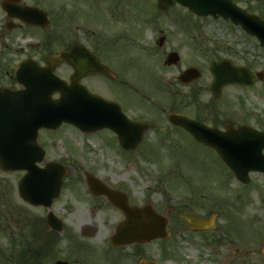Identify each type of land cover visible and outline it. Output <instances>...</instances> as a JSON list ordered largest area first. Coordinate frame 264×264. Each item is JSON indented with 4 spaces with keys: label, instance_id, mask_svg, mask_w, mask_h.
<instances>
[{
    "label": "rangeland",
    "instance_id": "374dc122",
    "mask_svg": "<svg viewBox=\"0 0 264 264\" xmlns=\"http://www.w3.org/2000/svg\"><path fill=\"white\" fill-rule=\"evenodd\" d=\"M96 1L104 14L109 13L110 7H129V19L118 25L125 23L130 35L115 40L119 49L116 60L126 70L118 74L116 81L84 79L90 90L130 100L133 114L143 118L153 115L144 113L146 107L156 109L155 105H160L167 109L173 102L188 115H194L196 107L216 106L221 121L225 117L242 119L245 114L249 122L264 127V47L255 37L220 17L197 16L177 3L163 11L156 0ZM236 1L264 14V0ZM107 17L104 19L110 23ZM121 18V14L116 16L117 20ZM55 29L61 33L66 27ZM161 36L164 40L159 45ZM118 42L123 46H118ZM169 51H176L180 57L175 65L163 63ZM220 57H229L250 68L254 81L250 85H226L221 97L214 99L209 91V63ZM188 66L197 67L201 75L189 84H181L176 77ZM255 73H261V79ZM129 84L134 88L129 89L131 99L124 91ZM162 113L165 115V111ZM146 136L153 141L152 131H146ZM39 142L45 149V161L55 160L67 169L52 210L68 229L67 236L59 233L41 263L53 264L60 258L70 264H139V259L146 258L158 264H264V173L251 171L249 181L242 183L212 150L187 137L167 151L147 152L140 147L123 150L111 131L87 133L64 124L53 132H40ZM85 171L125 191L131 202H150L161 213L170 205H179L204 218L215 214V227L194 232L178 220L173 209L166 238L137 247L126 245L118 253L110 246L108 236L122 214L89 192ZM23 172L0 169V213L10 217L0 220V264H7L17 254L9 240H16L20 230L15 217L17 209L27 211L31 217L45 216L46 209L32 207L18 196L17 182ZM87 224L96 227L90 237L80 234V228ZM89 247L95 251L87 257L84 253Z\"/></svg>",
    "mask_w": 264,
    "mask_h": 264
},
{
    "label": "water",
    "instance_id": "95a60500",
    "mask_svg": "<svg viewBox=\"0 0 264 264\" xmlns=\"http://www.w3.org/2000/svg\"><path fill=\"white\" fill-rule=\"evenodd\" d=\"M175 1L197 14L211 13L214 16L222 15L224 18H230L247 32L256 35L264 45V20L256 14L248 13L231 0H157V4L165 9ZM60 56L71 62L78 73L77 76L71 77L69 85L52 74L54 66L49 64L48 69L51 73L46 76L41 72L24 74L23 83L26 88L23 90L8 92L0 89V167L6 171L25 169V174L18 182L19 195L30 203L43 204L47 207L54 198L58 197L62 176L66 170L61 164L52 161L46 162L43 168L37 165V162L42 161L44 154L37 141L40 127L55 128L62 121L71 122L84 131L109 126L118 133L119 140L125 148L135 147L139 140L138 132L134 130L139 131L138 126H134L137 122H130L134 124L131 126L117 104L90 93L85 86L78 83L79 78L83 76L80 72L104 74L108 72L98 64L84 68L75 65L73 53L61 52ZM176 60H178L177 53L170 52L165 62L170 64ZM210 70L213 74L210 88L215 97L220 96L221 87L226 83L252 81V74L246 68L233 66L227 59L212 61ZM198 75L199 71L190 67L182 72L180 79L187 82ZM55 90L61 95L57 99H52L50 94ZM173 117L177 118L173 119L184 125L197 140L214 147L241 181H248L250 169L264 171V156L261 153L264 147V131L256 132L243 126L234 130L227 122V131L222 133L182 115L173 114ZM144 128L142 126L141 130ZM249 131L254 133L247 138L237 135ZM86 182L93 194H105L125 215L110 236L113 245L149 242L168 235L167 217L156 212L151 204L144 206L129 204L124 193L107 187L90 173H86ZM180 216L185 218L195 230L213 226V218L200 220L193 215L180 214ZM47 222L59 231L62 229V224L55 220L50 212L47 214ZM262 248L264 249V240ZM54 264H68V262L57 260ZM139 264L157 263L141 259Z\"/></svg>",
    "mask_w": 264,
    "mask_h": 264
},
{
    "label": "flooded vegetation",
    "instance_id": "af4514ba",
    "mask_svg": "<svg viewBox=\"0 0 264 264\" xmlns=\"http://www.w3.org/2000/svg\"><path fill=\"white\" fill-rule=\"evenodd\" d=\"M97 2L96 0L95 3L91 0H0V88H21V84L14 79L13 68L22 59L33 58L38 64L43 65L48 55H57L61 50H69L71 45L77 42L86 45L101 63L108 66L116 75L109 77L100 73H88L84 79L98 77L102 80L116 81L117 75L124 72L126 67L121 61L116 60L119 49L117 46L115 47V43L117 44L115 40L116 37L123 38L130 35V29L124 27L125 23L122 24L123 26L118 25L119 22L129 19V7H120V9L110 7L109 13L105 11L104 14L102 8L99 10L100 5ZM120 14L123 15V18L117 20L116 16ZM107 16L111 19L110 23L104 19ZM45 18L46 22H44ZM106 23L109 24L106 26ZM59 26L66 27L64 33L61 34L59 30L55 29ZM92 28L94 29L92 30ZM22 37L25 39L20 41ZM119 45L123 46L122 43L118 42ZM75 49L76 52L79 50L78 47ZM53 64L55 66L54 71L62 77L68 78L75 71L74 66L65 59L58 58L53 61ZM126 87L127 89H124V91L127 90L125 94L131 99L129 94L131 91L128 89L134 90V88L130 84ZM108 97L116 99L129 118L145 119L148 122L149 128L143 132L141 141L134 150L140 147L141 150L147 152L156 149L162 152L172 148V145L181 138L187 137L195 141L184 127L173 123L166 115L168 110L181 112L179 105L168 107L165 115L161 112L159 116L150 115L146 119L133 114L134 110L131 108L132 102L130 100L123 101L116 95ZM164 109L162 107L161 111ZM144 110V113L153 112L147 108ZM212 116L211 118V116L204 115L203 112H196L191 117L220 129L223 128L225 119L221 121L222 119L216 113H213ZM233 123L239 125L248 123V120L244 116L242 119L234 120ZM254 126L258 129L263 128L260 123H254ZM146 131H152L153 141H149ZM94 197L106 201V197L103 195ZM172 209L173 207H171V211ZM86 229L85 226L81 227L80 233L83 234ZM66 230L67 228L64 232ZM45 233L51 238L54 235L49 229L45 230ZM48 242L50 243L49 238ZM91 251V248L86 249L85 255H89Z\"/></svg>",
    "mask_w": 264,
    "mask_h": 264
},
{
    "label": "trees",
    "instance_id": "16d2710c",
    "mask_svg": "<svg viewBox=\"0 0 264 264\" xmlns=\"http://www.w3.org/2000/svg\"><path fill=\"white\" fill-rule=\"evenodd\" d=\"M11 240H12L11 245L13 246L17 245V243L15 242L13 238H11ZM17 255H18V261L21 262L22 264H40V262H38V260L36 259V255H37L36 250L32 252V256L27 257L26 252L23 249H21ZM14 260H15L14 257H12L11 260H7V264H13Z\"/></svg>",
    "mask_w": 264,
    "mask_h": 264
}]
</instances>
